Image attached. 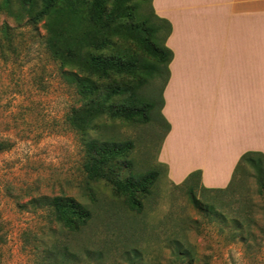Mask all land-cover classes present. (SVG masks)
I'll list each match as a JSON object with an SVG mask.
<instances>
[{"label": "trees", "instance_id": "1", "mask_svg": "<svg viewBox=\"0 0 264 264\" xmlns=\"http://www.w3.org/2000/svg\"><path fill=\"white\" fill-rule=\"evenodd\" d=\"M4 1L3 5L10 14H15L19 24L24 19L34 29L41 24L45 49L59 65L77 98V106L68 114L67 123L81 137L86 179L89 183L104 181L110 184L121 198L124 209L120 214L114 203H110L112 208L104 207L93 194H90L89 203L64 194L31 198L23 207L42 211L47 222L45 229L31 231L33 238L26 242L36 264H80L84 261L87 264H152L142 243L145 228L138 226L140 222L135 217L143 212L158 172L135 174L129 159L134 140L108 134L117 123L152 121L156 105L165 122V135L169 131L170 124L162 109L163 91L173 58L166 44L172 30L170 23L155 15L152 0H18L16 11L11 8L10 0ZM2 8L0 3V10ZM8 33L5 25L3 34L7 45H0L3 50L14 44ZM162 80L158 90L156 82ZM10 147L12 143L8 139H0V153ZM246 164L255 168L259 175L264 174V154L247 152L240 158L231 183ZM127 168L129 176L122 178ZM200 179L201 172L195 171L182 184L175 185L187 186L191 200L200 208V200L195 195L197 188L203 194L228 190L229 186L206 188ZM209 206L214 207L213 204ZM104 216L108 222L103 223ZM232 222L237 233L251 235L249 228L254 220L248 214L235 216ZM98 223L101 226L120 225L105 232L99 241L73 244L75 237H81L91 225ZM6 239L0 228V264ZM242 239L246 241L245 237ZM172 242L173 261L192 264L196 255L194 247L178 238Z\"/></svg>", "mask_w": 264, "mask_h": 264}, {"label": "rangeland", "instance_id": "2", "mask_svg": "<svg viewBox=\"0 0 264 264\" xmlns=\"http://www.w3.org/2000/svg\"><path fill=\"white\" fill-rule=\"evenodd\" d=\"M10 1L16 11L18 0ZM4 2L0 0V45H7L5 25L14 44L4 50L0 46V139L12 143L0 153V228L7 238L2 264H36L26 242L33 238L31 231L45 229L47 222L42 211L23 207L31 198L64 194L89 203L93 194L104 207L114 203L120 214L124 209L110 184L86 179L81 137L67 123L77 98L45 49L41 24L35 29L26 19L19 24ZM162 84L163 80L156 82L158 90ZM110 135L134 140L129 159L135 174L158 172L143 212L135 217L138 226L146 229L142 243L152 264H183L173 261L171 241L175 238L196 250L192 264H264V174L246 164L226 192L203 194L197 188L200 208L191 200L188 187H176L158 165L165 122L157 105L152 121L117 123ZM129 172L127 168L121 177L126 178ZM242 213L254 220L248 237L237 233L232 222ZM102 219L103 223L109 220ZM107 225H91L73 244L99 241L120 224Z\"/></svg>", "mask_w": 264, "mask_h": 264}, {"label": "crops", "instance_id": "3", "mask_svg": "<svg viewBox=\"0 0 264 264\" xmlns=\"http://www.w3.org/2000/svg\"><path fill=\"white\" fill-rule=\"evenodd\" d=\"M171 25L158 165L227 188L243 154H264V0H152Z\"/></svg>", "mask_w": 264, "mask_h": 264}]
</instances>
